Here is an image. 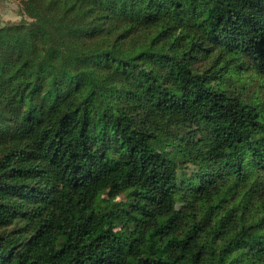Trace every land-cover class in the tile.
I'll return each mask as SVG.
<instances>
[{"label":"trees","instance_id":"trees-1","mask_svg":"<svg viewBox=\"0 0 264 264\" xmlns=\"http://www.w3.org/2000/svg\"><path fill=\"white\" fill-rule=\"evenodd\" d=\"M0 264H264V0H11Z\"/></svg>","mask_w":264,"mask_h":264},{"label":"crops","instance_id":"crops-1","mask_svg":"<svg viewBox=\"0 0 264 264\" xmlns=\"http://www.w3.org/2000/svg\"><path fill=\"white\" fill-rule=\"evenodd\" d=\"M18 10L17 4L11 0H0V22L18 20Z\"/></svg>","mask_w":264,"mask_h":264},{"label":"rangeland","instance_id":"rangeland-1","mask_svg":"<svg viewBox=\"0 0 264 264\" xmlns=\"http://www.w3.org/2000/svg\"><path fill=\"white\" fill-rule=\"evenodd\" d=\"M17 16H18V14H16ZM18 18H19V16H18ZM5 19V18H4ZM17 20V19H16Z\"/></svg>","mask_w":264,"mask_h":264}]
</instances>
